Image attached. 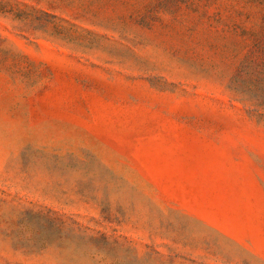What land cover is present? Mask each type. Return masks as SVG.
<instances>
[{
	"label": "rangeland",
	"instance_id": "374dc122",
	"mask_svg": "<svg viewBox=\"0 0 264 264\" xmlns=\"http://www.w3.org/2000/svg\"><path fill=\"white\" fill-rule=\"evenodd\" d=\"M0 264H264V0H0Z\"/></svg>",
	"mask_w": 264,
	"mask_h": 264
}]
</instances>
